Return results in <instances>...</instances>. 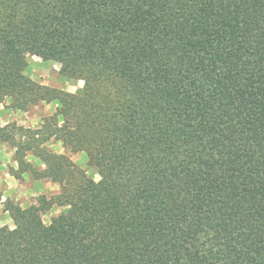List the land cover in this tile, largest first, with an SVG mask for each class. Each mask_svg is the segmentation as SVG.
I'll list each match as a JSON object with an SVG mask.
<instances>
[{"label": "trees", "instance_id": "obj_1", "mask_svg": "<svg viewBox=\"0 0 264 264\" xmlns=\"http://www.w3.org/2000/svg\"><path fill=\"white\" fill-rule=\"evenodd\" d=\"M25 53L83 87L26 77ZM6 96L62 104L36 130L0 129L19 147L13 174L61 190L8 201L19 228L0 230V264H264V0H0ZM52 137L102 182L42 147Z\"/></svg>", "mask_w": 264, "mask_h": 264}, {"label": "clouds", "instance_id": "obj_2", "mask_svg": "<svg viewBox=\"0 0 264 264\" xmlns=\"http://www.w3.org/2000/svg\"><path fill=\"white\" fill-rule=\"evenodd\" d=\"M29 67L26 68L23 72V75L31 78L34 81H38V77L34 75L35 65L38 63H43L40 57L34 56L31 53H25ZM47 65H54L57 68H61L62 65L57 63L54 60H49ZM86 84V82H85ZM13 103V97L6 96L4 100H0V129L7 128L12 123V113L13 109L10 107ZM45 105L44 110L48 113L55 115L58 108H62V104L59 101H54L52 103L42 102ZM40 111L39 105H37V112ZM16 115L19 117H25L26 119H19L18 126L24 128H31L36 130L44 123V120L39 116H29V113L17 109ZM6 116H9V119H5ZM65 124V118L61 113L58 120V126L62 127ZM27 137H21L20 135L16 136L17 142L21 140H26ZM39 139V136H37ZM56 137H52L51 140L46 141L42 147H47L51 149L57 155H67V149L64 146L62 140L56 141ZM19 151V147H11L9 150V145L6 142H0V230L6 229L8 232H16L19 228V225L16 223L15 218L12 215L11 209L5 210V205L11 199L15 202V206H18L22 210L27 209L31 206L32 198H39L43 195L46 190L51 189L53 191H60L61 186L59 184H54L49 182L47 186H44L41 181H33L31 173L24 171L21 173L24 183H21V179L13 174L15 172L21 171V161L14 159L16 153ZM78 159L82 160L84 163V168L86 169V174L93 179L94 183L102 182V173L98 175V169L88 167L89 157L86 151L77 153L73 157L74 163H78ZM23 160L27 164H32L40 169H46L47 163L42 158L35 155L33 152H26ZM5 185L7 187L5 188ZM32 185V187H29ZM50 199V197H49ZM23 200V203L20 201ZM71 210V205L66 204L61 207H53L50 212L42 216L41 222L50 226L53 223V218L58 217L61 214L67 215ZM204 236L200 237V240L203 241ZM211 247V245H208ZM201 254H205L203 251Z\"/></svg>", "mask_w": 264, "mask_h": 264}, {"label": "rangeland", "instance_id": "obj_3", "mask_svg": "<svg viewBox=\"0 0 264 264\" xmlns=\"http://www.w3.org/2000/svg\"><path fill=\"white\" fill-rule=\"evenodd\" d=\"M34 56H36V55H34ZM37 57H39V56H37ZM41 60H42L43 63H38V64L35 65V73H34V75L36 77H38V82H40L42 84H45V85L52 86V87L62 88V89H65L67 91H70V92H76L80 88L83 87L84 81L77 80V79L65 78V77H63L61 75L60 68H57L54 65H47V62H48L47 60H43L42 58H41ZM28 67H29V65H28ZM39 108H40L39 112H37V106H34L30 110L24 111V112L29 113V116L39 115L42 119L45 116L50 115V113H48L47 111L44 110V108H45L44 103L39 104ZM5 119H9V116H6ZM11 119H12V123L13 122L18 123L19 119H26V118L17 116L16 115V109H13V113H12ZM56 141H53V143H55ZM0 142H3V141L0 140ZM10 149H11V147L9 145V150ZM67 152H68V155H70L72 159H73L75 154L80 153V152L74 153V152H70L68 150H67ZM78 163H80V165L77 164V163L76 164L79 165L80 167L84 168L83 167L84 163H83L82 160L78 159ZM88 167L93 168L89 164H88ZM32 179H33V181L37 180V179H35L33 177H32ZM39 181H41V183L44 186H47L49 184V182L54 183V182L46 180V179H40ZM21 183H24L23 179L21 180ZM54 184H57V183H54ZM6 187H7V185H5V188ZM29 187H32V185H29ZM57 192L58 191H53L51 189H48V190H46V192L44 194L51 196V195H53V194H55ZM34 199L35 198H32V201H34ZM32 201H31V203H32ZM23 202H24L23 200L20 201V203H23Z\"/></svg>", "mask_w": 264, "mask_h": 264}]
</instances>
